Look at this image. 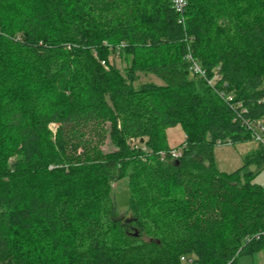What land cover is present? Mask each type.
<instances>
[{"label":"trees","instance_id":"1","mask_svg":"<svg viewBox=\"0 0 264 264\" xmlns=\"http://www.w3.org/2000/svg\"><path fill=\"white\" fill-rule=\"evenodd\" d=\"M189 51L215 87L191 74ZM138 72L162 84L136 86ZM245 119L264 124V0H188L185 25L171 0H0V264L264 254V187L243 173L264 148L231 173L214 156L253 140Z\"/></svg>","mask_w":264,"mask_h":264},{"label":"rangeland","instance_id":"2","mask_svg":"<svg viewBox=\"0 0 264 264\" xmlns=\"http://www.w3.org/2000/svg\"><path fill=\"white\" fill-rule=\"evenodd\" d=\"M111 62L119 68L123 73L127 74V67L129 66V61L125 57H120L119 55L112 56L110 58ZM197 76L194 73H191ZM216 74V73H215ZM214 74V76H215ZM219 74V73H217ZM220 75V74H219ZM138 78L135 81V85H139L144 82H154L157 84H162V81L149 73L138 72ZM199 77V76H197ZM217 83V82H216ZM53 134L57 131V125L51 124L50 126ZM166 135L168 139V144L175 148L180 145L186 139V134L181 125H176L173 127H168L166 129ZM132 145L138 143V140L131 139ZM247 143L240 145H218L214 149L215 162L219 170L227 173L234 172L245 165L246 157L257 152V150L263 145L255 140L246 141ZM104 149L106 151L114 150V146L111 141L105 145ZM15 159H12L10 163H14ZM254 172L256 174L255 182L264 187V159L262 161L256 160L252 162L244 172ZM114 193L116 195L120 210L118 217L122 218L123 221L131 217V214L126 212L128 199H129V185L128 178H123L121 181L117 182L114 186ZM238 264H264V254L258 253L253 256H242L238 260Z\"/></svg>","mask_w":264,"mask_h":264},{"label":"built area","instance_id":"3","mask_svg":"<svg viewBox=\"0 0 264 264\" xmlns=\"http://www.w3.org/2000/svg\"><path fill=\"white\" fill-rule=\"evenodd\" d=\"M172 7L174 10L179 14V23L182 25H185L186 21V10L188 6V0H171ZM188 62L190 63V70L192 73L206 79L208 84L212 87H215L216 82L221 78L219 74H215L212 78L208 77V72L205 68L202 67V65L194 58L193 54L191 51L187 53L186 56ZM227 86V83L224 84ZM218 94L221 96V98L232 108H240L241 104L235 103L234 100V94L233 93H228L226 90L223 91H218ZM242 111H244L242 109ZM244 126L247 127V129L251 132V136L253 140L259 142L261 145H263L264 148V124L262 121H256V120H249L245 119L244 121ZM172 155L174 157L180 156V151L179 150H172ZM164 154V153H162ZM182 260L184 262H189L192 263V258H187V257H182Z\"/></svg>","mask_w":264,"mask_h":264},{"label":"crops","instance_id":"4","mask_svg":"<svg viewBox=\"0 0 264 264\" xmlns=\"http://www.w3.org/2000/svg\"><path fill=\"white\" fill-rule=\"evenodd\" d=\"M244 143H247V142L238 143V144H234V145H240V144H244ZM228 145H231V144H228Z\"/></svg>","mask_w":264,"mask_h":264}]
</instances>
